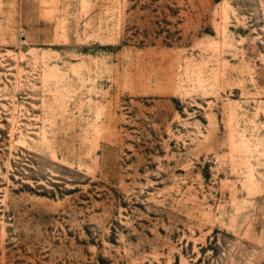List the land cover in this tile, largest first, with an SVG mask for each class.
I'll return each instance as SVG.
<instances>
[{"label":"rangeland","instance_id":"obj_1","mask_svg":"<svg viewBox=\"0 0 264 264\" xmlns=\"http://www.w3.org/2000/svg\"><path fill=\"white\" fill-rule=\"evenodd\" d=\"M0 264H264V0H0Z\"/></svg>","mask_w":264,"mask_h":264}]
</instances>
